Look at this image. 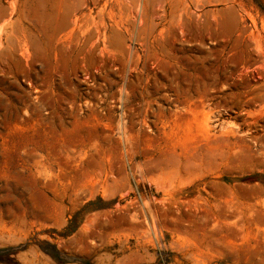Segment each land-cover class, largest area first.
Wrapping results in <instances>:
<instances>
[{
	"label": "rangeland",
	"instance_id": "obj_1",
	"mask_svg": "<svg viewBox=\"0 0 264 264\" xmlns=\"http://www.w3.org/2000/svg\"><path fill=\"white\" fill-rule=\"evenodd\" d=\"M0 264H264V0H0Z\"/></svg>",
	"mask_w": 264,
	"mask_h": 264
}]
</instances>
